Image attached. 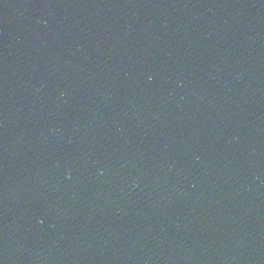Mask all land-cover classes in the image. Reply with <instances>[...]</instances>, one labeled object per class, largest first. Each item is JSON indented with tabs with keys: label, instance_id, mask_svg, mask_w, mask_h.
Segmentation results:
<instances>
[{
	"label": "water",
	"instance_id": "1",
	"mask_svg": "<svg viewBox=\"0 0 264 264\" xmlns=\"http://www.w3.org/2000/svg\"><path fill=\"white\" fill-rule=\"evenodd\" d=\"M0 264H264V0H0Z\"/></svg>",
	"mask_w": 264,
	"mask_h": 264
}]
</instances>
